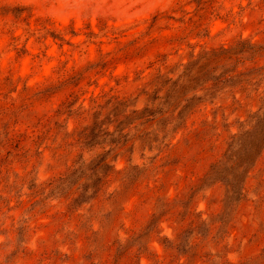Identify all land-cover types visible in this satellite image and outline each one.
<instances>
[{"label": "rangeland", "instance_id": "374dc122", "mask_svg": "<svg viewBox=\"0 0 264 264\" xmlns=\"http://www.w3.org/2000/svg\"><path fill=\"white\" fill-rule=\"evenodd\" d=\"M0 264H264V0H0Z\"/></svg>", "mask_w": 264, "mask_h": 264}, {"label": "trees", "instance_id": "16d2710c", "mask_svg": "<svg viewBox=\"0 0 264 264\" xmlns=\"http://www.w3.org/2000/svg\"><path fill=\"white\" fill-rule=\"evenodd\" d=\"M227 52H225L224 51V53H222V54H213L212 56H210L209 54H207L208 55V58L209 59H207V60H212V62H224V61H229V60H231V54L229 55V54H226ZM219 68V67H218ZM234 72H236V71H230V73H234ZM221 78H222V76H220L217 80H216V82L217 83H221ZM233 77H230V79H232ZM191 81H193V79L191 80ZM215 82V83H216Z\"/></svg>", "mask_w": 264, "mask_h": 264}]
</instances>
